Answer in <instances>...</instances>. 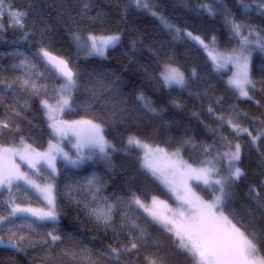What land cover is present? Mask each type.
<instances>
[{"label": "trees", "instance_id": "1", "mask_svg": "<svg viewBox=\"0 0 264 264\" xmlns=\"http://www.w3.org/2000/svg\"><path fill=\"white\" fill-rule=\"evenodd\" d=\"M148 2L152 11L173 28L191 32L208 47L216 46L221 51L231 52L239 43L225 23V10L234 13L237 22L264 30V15L257 10L255 0H247L251 4L248 11L237 0ZM209 2L215 15L201 7ZM10 3L26 16L23 27L11 26L6 14L2 18L0 120L18 125L19 131L3 129L0 145L9 146L13 139L18 141L23 135L26 144L43 151L58 140L49 127L41 100L51 102L62 81L54 70L45 67L39 55L43 47L67 60L78 77L73 111L64 112L63 120H93L102 124L106 139L118 150L110 152L107 159L94 155L82 167L60 161L55 175L22 167L37 183L53 185L57 219L44 222L21 216L14 223L0 224V238L6 243L13 240L20 244L19 248L0 245V264H149L151 260L157 264H193L175 246L164 227L143 209L134 204L129 206L133 195L145 203L153 197L172 204L178 202L160 180L142 167L141 150L126 147L130 135L170 153L180 149L185 162L192 166H199L206 159L204 145L212 146L214 156L218 150H226L228 142L239 143L238 164L245 175L234 185L225 214L255 227L259 253L264 256V212L257 209L248 195L249 189L255 187L264 201V137L253 143L247 133L236 136L228 124L222 125L217 119V116L231 117L253 136L264 131V52L259 49L252 52L251 79L255 88L250 90V99H242L226 80L229 72L216 70L208 49L198 41L178 37L166 29L158 16L137 7L134 0H10ZM73 34L119 35L120 42L108 50L106 58H85ZM22 61L27 62V68ZM166 65L184 74L182 88L163 85L161 72ZM26 78L44 88L39 93L24 89L22 81ZM141 94L156 109V114L144 108V102L138 99ZM189 139L192 143H184ZM69 143L66 148L73 154L75 150ZM93 177L101 182L99 201L92 200L85 183ZM196 191L206 200L212 198L203 185H197ZM9 197L7 190L0 192V216H8L11 211V206L5 204ZM11 199L24 207L46 206L40 194L26 184L14 188ZM104 200L115 205L112 226L108 228L98 223L85 207V203L92 205ZM133 222L143 230L145 239H137L139 230L133 227ZM49 232L58 234L60 240L53 243ZM131 242L138 247L122 252L119 260L100 254L110 247H130ZM82 249L89 250L90 255L82 253ZM73 250L75 258L64 254Z\"/></svg>", "mask_w": 264, "mask_h": 264}, {"label": "snow or ice", "instance_id": "2", "mask_svg": "<svg viewBox=\"0 0 264 264\" xmlns=\"http://www.w3.org/2000/svg\"><path fill=\"white\" fill-rule=\"evenodd\" d=\"M237 2L243 10H250L251 4L247 0H237ZM255 2L259 13L264 15V0H255ZM6 3L8 4L6 14L10 25L23 27L26 13L20 9H13L10 0H0V29H2V18L5 15ZM134 3L137 7L151 11L153 16H158L156 11H152V6L148 0H134ZM85 7H87V4H85ZM201 7L207 10L210 15L216 14L211 2L202 4ZM158 18L166 27H173L163 17L158 16ZM224 20L230 31L236 37H239L238 47L233 48L231 53L226 55L218 54L212 58L218 67H223L226 63L233 64L236 71L233 72L228 84L239 93L240 97L250 99L249 92L255 88V84L249 75V63L254 50L259 49L264 52V30H259L243 22H237L235 14L229 10H225ZM177 31L179 30L177 29ZM187 35L192 40L198 41L205 49H208V45L199 36H194L191 32L187 33ZM73 39L79 43L82 37L79 34H73ZM119 39L118 35L95 36L89 34L87 36V47L84 51L89 56H104L106 49L114 46ZM214 40L215 38H213ZM39 55L45 61V67L48 68L50 66V70H54L62 81L61 87L56 90L52 98V102L48 99H42L41 105L45 109V115L48 117L49 127L52 129L54 136L63 139L71 132L77 138L75 144L77 148L76 158L73 159L69 153L64 152L59 147V144L53 145L49 143L47 151L37 152L30 144L25 143L23 135L19 137L18 141L13 139L9 146L0 145V192L7 190L10 194L9 200L5 201V204L11 206L15 203L11 199L13 187L17 185V182L23 181L41 194L50 206L45 211L43 209L33 210L16 205L11 207L8 216H0V224L5 222L14 223L23 214H30L36 217L38 221H55L57 219L56 206L52 195L53 185L46 184L41 186L36 183L27 172L21 171L20 165L15 162V157L18 156L21 161L36 172H42L47 168L51 169V172L55 174L57 156H62L72 165H78L84 159H91L93 155H99L107 159L110 156V152L118 150L114 144L106 139L102 124L95 123L93 120L67 121L60 119L64 112L73 111V92L78 86V77L64 58L52 54L43 47L40 49ZM21 63L27 68L28 64L26 61ZM33 67L35 66L33 65ZM40 75H43V73ZM161 80L165 87H183L185 85L184 74L179 69L168 65L161 72ZM22 84L24 89L37 93L44 88L43 85H38L27 78L22 81ZM138 99L144 102L143 106L148 112L156 114V109L146 101L143 94ZM209 111L211 112L212 109L210 108ZM16 115L19 116L20 113L17 112ZM217 119L222 122V125L223 123L228 124L236 136L247 133L252 138L253 143L264 137V131H258L257 135L253 136L247 128H242L238 123H234L231 117L226 119L224 116H217ZM12 128L19 131L18 125L10 124L7 120H0V136L3 135V129L11 130ZM222 139L226 140L227 138L223 137ZM184 143H192V141L189 139L184 141ZM126 147H135L144 151L142 167L148 169L156 179L161 180L167 186L168 191L180 202L178 209L171 216L153 211L152 208L135 195H133L129 206L132 204L136 205L147 212L154 221L162 224L165 231L171 234L175 246L185 252L191 258L193 264H264V256L259 255L258 233L255 227H249L242 220H237L234 223L233 219L235 217L229 219V216L225 215V207L233 196L234 185L245 175L238 164L241 158V145L239 143L232 145L231 142H228L226 150H218L214 156H210L212 146L204 145L203 152L209 158L201 161L198 167H192L180 160H171V157L179 156L180 149L169 155L165 152V149L158 145L152 146L136 136L130 135L127 138ZM83 149L88 150L87 155L82 154ZM163 157H168L170 160L167 168H161L154 163L156 158ZM219 165H223V167ZM193 179L198 183H202L211 192V200L203 199L193 190L188 184V181ZM85 183L92 193V200L99 201L97 194L101 190V182L93 177ZM248 195L256 204L257 209L264 212V201L260 199V192L255 187H252L249 189ZM151 203L152 206H155L164 202L158 201L156 197H153ZM85 207L90 209V215L98 223H102L105 228L112 226L114 204L104 200L92 205L85 203ZM28 223L33 224L35 222L28 221ZM249 223H251V220ZM133 227L139 230L137 239H145L143 230L139 229V226L134 222ZM47 235L51 237L53 243L61 238L58 234L52 232L47 233ZM129 236H132L131 232ZM23 239L24 237L21 236V240ZM0 245L20 247V244L16 241L10 240L6 243L2 238H0ZM137 247L136 242H131L130 247L127 245L122 248L110 247L108 250H101L100 254L110 259L119 260L122 252H129ZM81 252L90 255L89 250L82 249ZM64 254L71 255L73 258L76 256L74 250ZM149 264H157V261L151 260Z\"/></svg>", "mask_w": 264, "mask_h": 264}, {"label": "rangeland", "instance_id": "3", "mask_svg": "<svg viewBox=\"0 0 264 264\" xmlns=\"http://www.w3.org/2000/svg\"><path fill=\"white\" fill-rule=\"evenodd\" d=\"M7 10L8 9H5V14L7 13ZM6 16H7V14H6ZM165 26V25H164ZM166 27V26H165ZM166 29H168L169 31H171V32H173L175 35H177L178 37H185V38H188V39H190V40H192L188 35H187V33H189V32H187V31H181V30H179V31H177V29L176 28H169V27H166ZM119 36V35H118ZM120 37V36H119ZM239 38V37H238ZM192 41H194V40H192ZM119 42H120V39H119V41L118 42H116V44L114 45V46H110L109 48H107L106 49V51H105V54H104V56H97V55H91V56H89V55H87L86 54V52L84 51V49L87 47V37H82V39H81V41L78 43L79 45H80V47L82 48L81 50H82V52H83V56L85 57V58H90V57H97V58H100V59H102V58H106L107 57V52H108V50L109 49H111V48H113V47H115L117 44H119ZM194 42H196V41H194ZM215 43H214V45L216 44L217 45V43H216V41H214ZM204 48V47H203ZM220 49V48H219ZM216 46H212V47H208V51H207V53H211V59H212V61H213V56H217L218 54L219 55H226V54H228V53H231V52H227V51H225V50H222L221 51V49L219 50ZM224 51V52H223ZM252 55H253V53L251 54V59H250V63H249V75H250V77H251V63H252ZM214 62V61H213ZM214 64H215V66H216V70L219 72V73H227V72H229V78H226V80H227V82L229 81V79L232 77V74H233V72H235L236 71V69H235V67L233 66V64H231V63H226L225 64V66H223V67H218L217 66V63L216 62H214ZM180 71V70H179ZM181 72V71H180ZM184 78H185V76H184ZM185 80H186V78H185ZM60 87H61V85H60ZM59 87V88H60ZM172 87H178V88H182V87H179V86H172ZM58 88V89H59ZM167 88H171V87H167ZM235 90V89H234ZM236 91V90H235ZM237 92V91H236ZM238 93V92H237ZM250 93V92H249ZM73 94H74V92H73ZM239 94V93H238ZM240 98H242V99H248V98H244V97H240ZM52 102V101H51ZM63 115V114H62ZM62 115L60 116V119H63L62 118ZM48 118V117H47ZM69 141H71V144H72V146L71 147H73V149L72 150H75V153H71L69 150H67V146H70V143H69ZM76 142H77V138L71 133V132H69L68 133V135L65 137V138H63V139H60L59 137H58V140L56 141V142H52V144L53 145H56V144H59V147L60 148H62L63 149V151L64 152H67V153H69V155L73 158V159H75L76 158V153H77V148L75 147V144H76ZM36 150V149H35ZM48 150V148L47 149H45V150H43V151H39V150H36L37 152H45V151H47ZM139 150H141V152H142V154L144 155V151L142 150V149H139ZM166 153H168L169 155L172 153H170V152H167V151H165ZM82 154H84V155H87L88 154V150L87 149H83L82 150ZM213 154V151H210V156H213L212 155ZM93 158H94V155H93V157L91 158V159H84V160H82V162L81 163H79L78 165H72V164H70V163H68V161H66L62 156H57V158H56V161H55V167H56V172H55V174L57 173V170H58V164H59V162L60 161H62V162H64V164H66V165H68V166H71V167H82L83 165H85L86 163H88V162H90V161H92L93 160ZM205 158H209V157H207V156H205ZM15 159V162L17 163V164H19L20 165V167H21V171H23V172H27L26 170H22V167H26L28 170H30V171H33V172H35V170L34 169H32V168H29L28 167V165L26 164V163H24L23 161H21L20 160V158L17 156V157H15L14 158ZM171 160H180V161H183L184 163H186V164H188L187 162H185V160L183 159V157H182V153H180L179 152V156L178 157H171ZM154 163H156L159 167H161V168H167V166H168V164L170 163V160H169V158L168 157H163V158H156L155 160H154ZM189 165V164H188ZM192 166V165H191ZM220 166V165H219ZM38 167H40V166H38ZM192 167H198V166H192ZM148 170V169H147ZM28 174H29V171L27 172ZM37 173H39V174H41V173H44V174H48V175H53V173L51 172V169H47V168H45L42 172H37ZM151 173V172H150ZM54 174V175H55ZM30 175V174H29ZM161 181V180H160ZM162 182V181H161ZM37 183V182H36ZM20 184H25L23 181H19V182H17V185H15L14 187H13V190H14V188H16L18 185H20ZM39 184V183H38ZM166 188H167V186L164 184V183H162ZM188 184L193 188V190L194 191H196V186L197 185H203L202 183H198L196 180H189L188 181ZM41 186H43L42 184H40ZM168 189V188H167ZM35 190V189H34ZM36 191V190H35ZM198 194H199V192L198 191H196ZM52 195H53V197H54V203H55V190H54V187H53V190H52ZM200 195V194H199ZM40 196H41V198L43 199V202H44V204L46 203V206L44 207V208H41V207H31V206H27V207H24V206H21V205H19L20 207H24V208H30V209H33V210H40V209H43V210H45V211H47L48 210V208L50 207L49 205H48V203H47V201L44 199V197L40 194ZM203 199H205L204 198V195H200ZM158 199V201H163L164 203L163 204H157V205H155V206H152V200H151V202H149V203H146L150 208H152V210L153 211H156L157 213H159V214H163V215H167V216H171L172 215V213L174 212V211H176L177 209H178V207H179V205H180V202L178 201L176 204H172V203H170V202H168V201H165V200H161V199H159V198H157ZM212 198H210V200H211ZM206 200V199H205ZM14 206H16V204L14 203L13 205H11V207H14ZM185 207H187V206H185ZM19 215V214H18ZM226 215V214H225ZM228 215V214H227ZM23 216H27V217H31V218H36V217H34V216H31L30 214H23ZM234 217V216H233ZM233 217L232 216H230L229 217V219H233ZM48 221H51V220H48ZM236 221H237V219H233V222L234 223H236ZM45 222V221H44ZM156 222V221H155ZM157 224H158V222H156ZM159 225H161L162 226V224H160L159 223ZM163 227V226H162ZM243 230V229H242ZM259 255H260V253H259Z\"/></svg>", "mask_w": 264, "mask_h": 264}, {"label": "water", "instance_id": "4", "mask_svg": "<svg viewBox=\"0 0 264 264\" xmlns=\"http://www.w3.org/2000/svg\"><path fill=\"white\" fill-rule=\"evenodd\" d=\"M45 62V61H44ZM69 66H70V64H69ZM50 67V66H49ZM56 73V72H55ZM57 74V73H56ZM57 76H58V74H57ZM61 80V79H60Z\"/></svg>", "mask_w": 264, "mask_h": 264}]
</instances>
